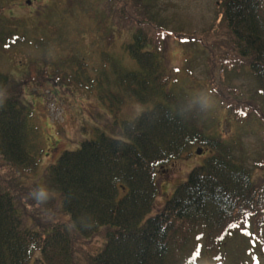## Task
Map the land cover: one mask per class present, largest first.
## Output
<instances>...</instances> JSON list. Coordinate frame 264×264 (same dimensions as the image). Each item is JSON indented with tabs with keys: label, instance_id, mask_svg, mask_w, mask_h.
Returning <instances> with one entry per match:
<instances>
[{
	"label": "trees",
	"instance_id": "obj_1",
	"mask_svg": "<svg viewBox=\"0 0 264 264\" xmlns=\"http://www.w3.org/2000/svg\"><path fill=\"white\" fill-rule=\"evenodd\" d=\"M1 2L0 60L28 41L25 20L9 19ZM219 5L258 84L263 118L264 0ZM150 42L142 29L135 32L126 49L140 69H114L115 82L96 80L77 57L48 62L44 53L47 69L55 64V75L97 95L114 114L127 95L146 109L123 122L121 138L101 133L83 140L41 176L45 151L40 157L34 144L32 109L13 75L0 72V169H8L0 171V264H264V181L254 177L264 158L249 167L232 144L207 134L206 108L170 87ZM72 65L75 72L60 71ZM194 145L213 153L160 208L161 169ZM96 238L101 245L94 246Z\"/></svg>",
	"mask_w": 264,
	"mask_h": 264
},
{
	"label": "rangeland",
	"instance_id": "obj_2",
	"mask_svg": "<svg viewBox=\"0 0 264 264\" xmlns=\"http://www.w3.org/2000/svg\"><path fill=\"white\" fill-rule=\"evenodd\" d=\"M1 5L9 19L25 20L22 30L32 41L5 51L0 72L13 75L32 109L34 144L40 157L46 154L40 176L63 151L76 149L83 140L101 133L121 138L123 122L146 109L127 95V104L114 114L97 95L70 85L62 73L55 75V64L47 69L52 64L43 63L44 53L48 62L77 57L89 63L87 73L96 80L108 76L115 82L114 69H140L126 49L139 29L151 38L149 50L163 58L172 77L170 87L206 108L212 126L207 134L232 144L246 164L264 158V117L258 110L263 99L247 57L223 23L219 0H2ZM76 69L72 65L60 71ZM212 153L209 147L194 145L161 169L160 208ZM257 169L255 179H264V170ZM47 213L44 207L43 215ZM93 241L98 246L103 239Z\"/></svg>",
	"mask_w": 264,
	"mask_h": 264
}]
</instances>
